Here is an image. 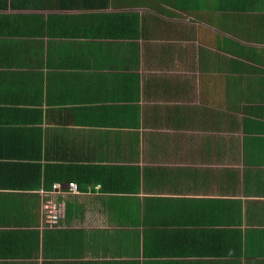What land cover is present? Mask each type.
I'll return each instance as SVG.
<instances>
[{
    "label": "crops",
    "instance_id": "1",
    "mask_svg": "<svg viewBox=\"0 0 264 264\" xmlns=\"http://www.w3.org/2000/svg\"><path fill=\"white\" fill-rule=\"evenodd\" d=\"M0 264H264V0H0Z\"/></svg>",
    "mask_w": 264,
    "mask_h": 264
},
{
    "label": "built area",
    "instance_id": "2",
    "mask_svg": "<svg viewBox=\"0 0 264 264\" xmlns=\"http://www.w3.org/2000/svg\"><path fill=\"white\" fill-rule=\"evenodd\" d=\"M82 191L77 184L68 182L66 184L55 183L52 184L49 191L40 190L39 194L44 196L50 195H74L79 194ZM60 218V212L56 203L49 197L44 201L41 207V221L46 228H54L57 226Z\"/></svg>",
    "mask_w": 264,
    "mask_h": 264
}]
</instances>
